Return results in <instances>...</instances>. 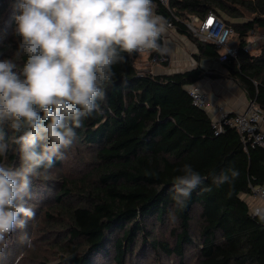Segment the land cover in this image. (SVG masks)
Returning a JSON list of instances; mask_svg holds the SVG:
<instances>
[{"label":"trees","instance_id":"obj_1","mask_svg":"<svg viewBox=\"0 0 264 264\" xmlns=\"http://www.w3.org/2000/svg\"><path fill=\"white\" fill-rule=\"evenodd\" d=\"M153 3L155 13L166 21V31L195 47L196 66L154 73L138 66L139 54L128 56L106 89L102 112L76 130L77 138L62 150L64 158L55 161L47 179L33 180L34 198L29 203L39 224H46L63 264H100L108 259L125 264L133 252L143 263L162 255L185 264L190 250L195 264H264V224L250 215L245 200L252 186L264 183V149L246 146L232 128L216 134L211 116L193 104L187 89L215 77L201 60L218 62L264 110V46L254 54L244 50L251 35L264 29V0ZM12 4L13 0H0V59H14L19 70L23 58L14 56L19 38L13 35ZM210 12L233 28L236 59L222 61L215 43L198 39L188 29L191 16L204 19ZM156 53L149 54L150 64ZM73 154L86 158L79 159L85 171L77 179L62 170L63 160ZM15 162L13 153L8 163ZM185 164L206 179L192 191L186 207L176 210L173 177L182 174L178 170ZM229 169L238 171L235 180L215 186L212 177ZM169 220L171 241L163 233Z\"/></svg>","mask_w":264,"mask_h":264},{"label":"clouds","instance_id":"obj_2","mask_svg":"<svg viewBox=\"0 0 264 264\" xmlns=\"http://www.w3.org/2000/svg\"><path fill=\"white\" fill-rule=\"evenodd\" d=\"M12 7L14 56L23 63L18 70L14 59H0V256L11 234L36 216L33 180L47 179L76 130L102 112L117 66L133 54H166L160 43L166 21L153 0H13ZM178 171L172 199L183 210L206 177L188 164ZM238 174L229 169L212 182L231 184ZM250 215L264 224V205ZM21 240L30 243L29 234Z\"/></svg>","mask_w":264,"mask_h":264},{"label":"built area","instance_id":"obj_3","mask_svg":"<svg viewBox=\"0 0 264 264\" xmlns=\"http://www.w3.org/2000/svg\"><path fill=\"white\" fill-rule=\"evenodd\" d=\"M170 1L159 0L165 6H169ZM186 25L198 39L215 43L220 49L222 61L238 57V47L229 44L234 35L233 28L226 25L214 12H210L204 19L191 16ZM257 41L264 45V32ZM244 50L250 52L251 47L248 45ZM146 54L150 53L143 55ZM169 61L168 54L156 53L151 59V62L157 65L169 63ZM187 89L193 104L211 116L216 134L223 132L226 128H232L239 132L246 146L250 144L253 147L257 146L264 149V110L260 109L254 101H250L245 111L236 113L223 103L213 100L200 83L190 85ZM245 200L250 211L256 206L264 205V183L252 186L251 193L245 196Z\"/></svg>","mask_w":264,"mask_h":264},{"label":"rangeland","instance_id":"obj_4","mask_svg":"<svg viewBox=\"0 0 264 264\" xmlns=\"http://www.w3.org/2000/svg\"><path fill=\"white\" fill-rule=\"evenodd\" d=\"M168 35L176 37L175 34L165 31ZM264 32V29H260L257 32H254L251 35L252 44L251 45H260L257 41V39L260 37V35ZM170 36L171 41H173L172 37ZM238 43L237 37L233 36L230 40V45L236 46ZM184 49V48H182ZM187 52H192V50H189ZM149 54L141 55L140 58L137 60L138 66L142 69L149 68L154 73H161V69L163 67H168V65L163 66L161 69H156L157 67L154 66L157 65L155 63H151L148 60ZM84 150V149H81ZM78 154V152H77ZM73 154L74 157H72L70 160H63L62 162V170L64 171L65 175L70 179H77V177L80 176V174H83L85 171L84 168H80L79 164H82L81 162L85 160L86 158L82 155ZM80 159V161H79ZM83 159V160H82ZM58 181L62 182V180L58 179ZM40 217L35 216L34 219H31L28 221V225L23 230H17L11 234L9 237V246L5 250L2 256H0V264H63L62 260L59 258L60 253L54 249L53 240L51 241L50 235L47 234V226L46 224H39ZM166 228V231L163 232L164 238L169 239L171 241V238L169 236V230L171 226H173V222L171 220L167 221L164 225ZM168 226V227H167ZM22 232H27L29 234L30 243H24L21 240ZM156 234H158V230L156 231ZM59 237H54V240H57ZM140 241V240H139ZM139 250V247L136 249V252ZM58 252V253H57ZM193 250H190L186 253V259L185 264H195V260L193 259ZM133 259L131 257L127 258V262L125 264H137V261L140 260L142 264H176L177 259L174 257L171 258H163L161 255V258L158 259H149L146 260L145 263H143L144 259H139V257H136V253H132ZM136 257V258H135ZM159 257V256H158ZM166 261H164V260ZM46 262V263H44ZM100 264H114L113 262H110L109 259L105 261H101Z\"/></svg>","mask_w":264,"mask_h":264},{"label":"crops","instance_id":"obj_5","mask_svg":"<svg viewBox=\"0 0 264 264\" xmlns=\"http://www.w3.org/2000/svg\"><path fill=\"white\" fill-rule=\"evenodd\" d=\"M166 31V30H165ZM168 31V30H167ZM170 32V31H168ZM173 33V32H171ZM164 47L166 48V54L169 56L168 68H162L163 63L154 66L156 69H161V72H166L165 70L171 71H184L196 66L197 62L194 57V52H196L195 47L189 43L185 38L176 37L168 35L164 32ZM170 36L173 41H171ZM251 40L249 41V46L251 47V54L257 53L258 49L263 44L251 45ZM184 48V49H182ZM186 48L192 50V52H187ZM201 64L207 70L208 73L215 77H206L200 84L204 87L205 91L210 94V97L223 103L231 111L239 113L243 112L248 108L250 104V99L247 97L244 89L240 84L232 78L228 77V71L218 62H212L208 60H201Z\"/></svg>","mask_w":264,"mask_h":264}]
</instances>
